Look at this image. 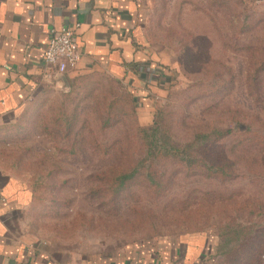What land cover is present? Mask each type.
I'll use <instances>...</instances> for the list:
<instances>
[{
  "label": "rangeland",
  "instance_id": "rangeland-1",
  "mask_svg": "<svg viewBox=\"0 0 264 264\" xmlns=\"http://www.w3.org/2000/svg\"><path fill=\"white\" fill-rule=\"evenodd\" d=\"M145 2V36L176 83L138 103L159 111L157 131L124 83L68 80L0 122V171L31 193L25 221L56 250L195 239L212 264H264V75L248 87L264 67V0Z\"/></svg>",
  "mask_w": 264,
  "mask_h": 264
},
{
  "label": "crops",
  "instance_id": "crops-1",
  "mask_svg": "<svg viewBox=\"0 0 264 264\" xmlns=\"http://www.w3.org/2000/svg\"><path fill=\"white\" fill-rule=\"evenodd\" d=\"M145 4V0H0V122L19 116L53 86L45 78L44 53L51 33L62 27L76 32L81 56L67 81L99 74L124 83L145 107L165 99L175 75L166 69L168 54L147 41ZM53 83L57 86L56 80ZM149 111L139 113L147 121L144 126L151 122ZM30 200L21 180L0 171V264H212L208 242L200 249L195 239L136 242L116 254L93 258L56 250L25 221Z\"/></svg>",
  "mask_w": 264,
  "mask_h": 264
},
{
  "label": "built area",
  "instance_id": "built-area-1",
  "mask_svg": "<svg viewBox=\"0 0 264 264\" xmlns=\"http://www.w3.org/2000/svg\"><path fill=\"white\" fill-rule=\"evenodd\" d=\"M80 58L76 32L67 27L53 31L44 53V62L47 68L46 81L54 84L53 82L56 80L57 83L59 76H67L71 70L77 67ZM154 84L152 82L151 85Z\"/></svg>",
  "mask_w": 264,
  "mask_h": 264
},
{
  "label": "trees",
  "instance_id": "trees-1",
  "mask_svg": "<svg viewBox=\"0 0 264 264\" xmlns=\"http://www.w3.org/2000/svg\"><path fill=\"white\" fill-rule=\"evenodd\" d=\"M166 69H168L167 67H166ZM170 71V70H169ZM171 72V71H170ZM264 75V67H262V68H257L252 74H251V76H250V79H249V85H248V87H249V90H250V92L251 93H253V92H255V91H260V89H261V85H260V78H261V76H263ZM155 85H157V84H155ZM175 85H176V83H173L170 87H169V89H168V92H167V97L166 98H168L169 97V94H170V92H171V89L173 88V87H175ZM152 88V90H153V92H155V90H154V88H155V86H151ZM132 102H133V104H134V108H135V115H136V117H137V121L139 122V124H140V126L142 127V128H153L155 131H157V121H158V116H159V111H155L154 113H150V117H151V122H150V124H148L147 126H144V125H142L141 124V122H140V118H139V112H138V110H137V108H138V97L133 93L132 94ZM155 105H156V103H154ZM228 133H230L229 131L228 132H220V130H214L213 131V133L212 134H215V135H222V136H224L225 134H228ZM203 135V134H202ZM211 135H203L202 137L203 138H208V137H210ZM219 248V245L217 244L216 245V251H217V249Z\"/></svg>",
  "mask_w": 264,
  "mask_h": 264
},
{
  "label": "water",
  "instance_id": "water-1",
  "mask_svg": "<svg viewBox=\"0 0 264 264\" xmlns=\"http://www.w3.org/2000/svg\"><path fill=\"white\" fill-rule=\"evenodd\" d=\"M57 86L60 89H67L68 87V81H67V76L63 75V76H59L57 79Z\"/></svg>",
  "mask_w": 264,
  "mask_h": 264
}]
</instances>
